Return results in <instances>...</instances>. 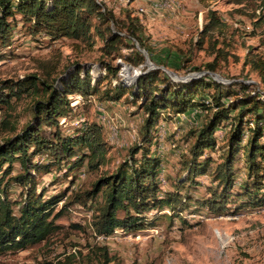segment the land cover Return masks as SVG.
Segmentation results:
<instances>
[{
  "label": "trees",
  "instance_id": "16d2710c",
  "mask_svg": "<svg viewBox=\"0 0 264 264\" xmlns=\"http://www.w3.org/2000/svg\"><path fill=\"white\" fill-rule=\"evenodd\" d=\"M18 24L26 33L43 34L50 40L65 37L88 45L100 40L108 59L99 60L102 75L75 63L65 78L49 70V80L26 75L0 81V107L24 94L36 96L30 104L31 119L19 131L11 128V134L0 141V256L28 250L60 229L55 220L63 210L55 213V207L67 189L44 198L37 191L36 174L65 166L63 176L71 177L73 183L84 166L96 170L107 161L111 146L104 140L100 124L85 123L71 134L60 128V120L73 112L68 96L76 93L84 98L98 94L106 101L126 97L145 115L143 136L129 149V158L68 203L86 206L100 197L91 223L96 236L107 238L118 229L133 232L152 225L156 218L145 222L146 213L165 208L172 213L169 219L177 217L182 223L191 204L194 212L206 210L214 216L264 208V97L254 83L245 78L224 83L208 74L172 81L158 67L146 69L142 51L150 56L152 48L140 17L125 9L119 18L100 0H0L1 47L10 43ZM225 30L226 23L208 10L195 45L202 48L209 41L214 57L203 65L209 72L216 71V60L224 55L216 48L214 34L223 35ZM115 59L140 67V73L128 83L119 79ZM241 66L256 72L264 86V58L252 46L246 48ZM112 80L116 82L112 84ZM190 110L207 114L206 120L191 131L194 140L182 160L186 176L176 180L173 191H164L159 183L162 161L152 150L157 125L162 117ZM223 128L226 130L219 137ZM37 156L45 161L33 162ZM15 164L22 172L12 176ZM202 177L210 180L206 197L194 199L180 193L185 186L197 188ZM12 186L22 189V200L12 201ZM72 227L79 228L77 224ZM99 257L98 264L111 262L105 248L100 249ZM72 260L73 256H67L56 264H72Z\"/></svg>",
  "mask_w": 264,
  "mask_h": 264
},
{
  "label": "rangeland",
  "instance_id": "374dc122",
  "mask_svg": "<svg viewBox=\"0 0 264 264\" xmlns=\"http://www.w3.org/2000/svg\"><path fill=\"white\" fill-rule=\"evenodd\" d=\"M100 1L119 18H123L125 9L132 15H140L144 37L152 48L151 55L145 53L144 59L161 69L172 81L182 80L179 77L186 75L197 77L208 74L203 65L214 57L210 43L205 41L202 48H198L195 39L208 10H214L226 23V30L223 35L214 34L218 40L216 48L223 50L224 55L218 56L213 73L229 82L245 78L246 82L260 88L264 97L260 77L241 66L248 46L264 58V0ZM140 7L143 12L138 15ZM101 45L100 40L88 45L65 37L50 40L43 34L30 35L18 24L10 43L0 46V81L17 80L26 75L49 80V70L54 72L53 75L65 78L75 63L102 75L99 60L108 58L101 51ZM113 62L119 65V79L127 83L134 79V69L140 70V67L120 59ZM122 64L130 66L129 70L124 71ZM203 71L206 73L201 74ZM115 82L112 80V84ZM105 86L106 82L101 89ZM35 97L24 94L21 98L12 99L8 106L0 107V141L11 134V128L19 131L31 119L30 104ZM206 115L199 110H190L160 119L152 150L162 161L160 172L165 183H159L164 191H173L176 180L186 176L182 160L194 140L191 131L202 126ZM144 117L143 111L126 97L106 101L101 100L98 94L88 98L82 96V100L73 107L72 114L64 121L60 120V128L65 134H71L85 123L100 124L102 136L111 146L107 161L96 170L84 166L76 173L73 183L70 182L71 177L63 176L65 166L36 174L37 191L44 193V198L67 189L66 195L55 207V213L63 210V214L55 220L60 229L47 241L28 250L0 256V264H56L64 262L67 256H73L72 264H98L101 248L107 250L109 264H264V208L214 216L206 210L194 212L196 208L191 204L182 215L184 223L177 217L169 219L172 213L165 208L146 213L145 222L156 218L152 225L133 232L118 229L110 237L102 238L96 236L91 228L93 212L100 197L86 206L68 204L72 197L89 190L98 177L114 171L120 162L129 158V149L140 143L143 136ZM4 120L8 121L7 125L2 124ZM225 130L219 131V137ZM44 161L41 156L33 158V162ZM19 172L22 168L15 164L12 176ZM198 181L200 185L197 188L185 186L180 188V193L194 199L206 197L210 180L202 177ZM10 198L12 201L22 200V189L12 186ZM14 212L17 213L15 209ZM74 224L79 228L72 227Z\"/></svg>",
  "mask_w": 264,
  "mask_h": 264
},
{
  "label": "water",
  "instance_id": "95a60500",
  "mask_svg": "<svg viewBox=\"0 0 264 264\" xmlns=\"http://www.w3.org/2000/svg\"><path fill=\"white\" fill-rule=\"evenodd\" d=\"M142 52L145 54L144 51H142ZM144 65H146V67H147L146 69H150V68H154V67H156V66H153V65H151L150 63H148V62H147V59L144 61ZM122 66H127V65L122 64ZM127 67L130 68V66H127ZM160 68L164 69V67H162V66H160ZM134 70H135V77H136V76L140 73V70H139V69H134ZM203 73H206V71L201 72V74H203ZM208 74L212 75L213 78H214L215 80H217V81L224 82V83L229 82V80L219 78L218 75H217L216 73L208 72ZM194 76H195V75H186V76H184V77H179V78L182 79V80H185V79H188V78H191V77H194Z\"/></svg>",
  "mask_w": 264,
  "mask_h": 264
},
{
  "label": "built area",
  "instance_id": "2783aa9c",
  "mask_svg": "<svg viewBox=\"0 0 264 264\" xmlns=\"http://www.w3.org/2000/svg\"><path fill=\"white\" fill-rule=\"evenodd\" d=\"M167 5H169V2H167ZM141 12H143V8L140 7L138 8V15L141 14ZM68 99L70 101L71 106H76V104H78L80 100H82V96L81 94L76 93V94L69 95ZM62 121H64V118L62 119ZM113 134H114V131H113ZM159 182L165 183L163 174L161 172H160Z\"/></svg>",
  "mask_w": 264,
  "mask_h": 264
},
{
  "label": "bare ground",
  "instance_id": "6f19581e",
  "mask_svg": "<svg viewBox=\"0 0 264 264\" xmlns=\"http://www.w3.org/2000/svg\"><path fill=\"white\" fill-rule=\"evenodd\" d=\"M167 4V3H166ZM125 70H129V68L127 66H124V71ZM133 80V79H132Z\"/></svg>",
  "mask_w": 264,
  "mask_h": 264
}]
</instances>
